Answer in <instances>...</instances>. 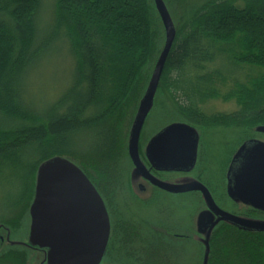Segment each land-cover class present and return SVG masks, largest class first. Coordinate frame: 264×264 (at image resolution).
<instances>
[{
    "label": "trees",
    "instance_id": "16d2710c",
    "mask_svg": "<svg viewBox=\"0 0 264 264\" xmlns=\"http://www.w3.org/2000/svg\"><path fill=\"white\" fill-rule=\"evenodd\" d=\"M40 11V0H0V177L21 180L20 196L6 203L13 213L0 219L6 225L30 205L44 161L63 157L83 166L114 153L112 114L158 35L152 0H55L43 29ZM55 45L64 48L69 79L38 102L29 77ZM245 68L255 76L240 80L236 69ZM157 90L188 124L264 126V0L186 3ZM212 100L232 101L236 110L209 115L204 106ZM213 240L221 250L209 249L207 264H264V233L220 225ZM23 257L22 251L3 252L0 264H23Z\"/></svg>",
    "mask_w": 264,
    "mask_h": 264
},
{
    "label": "rangeland",
    "instance_id": "374dc122",
    "mask_svg": "<svg viewBox=\"0 0 264 264\" xmlns=\"http://www.w3.org/2000/svg\"><path fill=\"white\" fill-rule=\"evenodd\" d=\"M54 1L40 0V15L42 17H39V20L42 29L45 24L49 23L46 18L52 14ZM162 1L175 29L182 16L184 5L198 2V0ZM156 19L158 20V35L154 42L156 45L152 49L153 52L150 54L146 65L141 69L140 76L133 88L112 114L118 133V147L109 158H106L107 160H101L100 158L92 161L86 160L83 161V166L72 159H68L83 171L95 189L108 196V200L112 199L111 193L114 194L120 186L126 184L130 166L125 157V152L130 128L140 100L149 83L156 60L164 45V31L157 12ZM60 46L51 47L29 77V91L38 99V102L54 97L55 93L58 94L69 79L67 62L63 59L64 48L62 46L61 49ZM236 70V74H238L236 77L240 78V80L255 76L253 70L247 68ZM229 85L231 86L230 83ZM220 91L225 93L227 89L221 88ZM234 110H236V106L232 101L212 100L204 106V111L209 115L230 113ZM172 123H186V121L181 120L171 108L163 93L157 90L153 98L152 108L144 121L141 131V138L142 140L144 139V144L157 130ZM257 126L260 125H255L251 128L245 125L210 126L206 129H201L203 131L201 136L198 132L199 137H202L201 143L206 147L207 155L204 156V163L209 162L211 164L210 174L212 176L220 173L221 168L243 141L248 138H258L264 142V134L253 130ZM192 127L199 131L194 125ZM87 142L89 143L88 140ZM3 181L5 183H2ZM20 181V177L9 176L7 173H3L2 178L0 177V219H5L10 213H13V210L10 212L6 211V203L8 202L7 199H15V196L16 198L20 196ZM120 195L118 193L116 197V194H114L113 201H118L120 206H124L120 210L125 212L123 215L133 216L134 219L139 217L135 227L130 226L129 238L139 237L129 243L128 246L124 242L112 243V246L117 247L116 252L107 254V262L100 264H202L205 231L197 226V219L206 214V212L200 199L195 194L185 195L182 201L165 200L166 204L162 199L158 200L156 205L152 204L155 201L154 199L149 202L151 204L149 208L145 207L148 206V202L144 203V205H128V202H130L129 196L124 194L122 195L123 197H120ZM143 200L145 202L147 199ZM29 206L19 218L15 214L16 217H14L18 218L16 223L12 225L0 223V253L4 252L12 255V253L22 251L25 255L23 264H47V250L29 245ZM195 229H198V231L196 232ZM176 234L182 235L183 239H177L175 237ZM142 238H144L143 241L140 240ZM124 241H127V237ZM208 246L210 250L216 253L221 250L217 240L210 241ZM126 249H132L137 254H128L125 252ZM232 259L235 260V258Z\"/></svg>",
    "mask_w": 264,
    "mask_h": 264
},
{
    "label": "water",
    "instance_id": "95a60500",
    "mask_svg": "<svg viewBox=\"0 0 264 264\" xmlns=\"http://www.w3.org/2000/svg\"><path fill=\"white\" fill-rule=\"evenodd\" d=\"M152 1L163 27L164 45L128 136V152L137 173L145 171L137 153L140 132L152 108L164 64L175 38V28L163 1ZM254 130L264 134L263 125L255 127ZM196 145L197 134L192 126L187 123H172L150 139L145 153L149 162L159 169L188 171L195 161ZM228 176L231 182L228 195L264 212V142H244L233 156ZM155 184L172 193L198 190L208 208L218 218L216 222L222 220L242 229L264 232L263 222L236 218L218 209L207 190L200 184ZM206 214L197 219V225L203 231L209 220L204 218ZM29 217V245L47 250V264H100L109 235L108 215L94 186L70 160L53 157L38 166ZM212 227L208 228L204 237L202 264H207L209 231Z\"/></svg>",
    "mask_w": 264,
    "mask_h": 264
},
{
    "label": "flooded vegetation",
    "instance_id": "af4514ba",
    "mask_svg": "<svg viewBox=\"0 0 264 264\" xmlns=\"http://www.w3.org/2000/svg\"><path fill=\"white\" fill-rule=\"evenodd\" d=\"M169 125V124H167ZM166 125V126H167ZM192 126L191 124H188ZM157 130L144 144L142 138H141V132L139 136L138 141V147H137V153H138V159L141 165L143 166L144 170L142 173H137L136 168L129 156L128 152V139H127V145H126V152L125 157L127 159V162L129 163L130 168L128 169L127 174V180L126 184L124 186H120L118 188V191H116L114 194H116V197L119 193L120 197H123L122 195H128L130 198V202H128V205H144V203L148 202V206H145L146 208L151 207L150 201H155L152 204H157V201L162 199L164 202L165 200L168 201V199L171 200H178L182 201L185 195L188 194H195L198 199H200V202L203 204V209L206 213L204 218H208V224L206 223V228H204L205 235L208 231V228L213 226L209 231V240L208 244L211 241L212 233L213 231L220 225H225L230 228H234L238 231L249 233V234H262L264 232H255L250 231L247 229L239 228L238 226L219 220L217 221V217L215 214L208 208V205L206 204L202 193L198 190H193L190 192H183V193H172L168 192L166 190L161 189L158 185H156V182L159 183H165L172 186H188V185H194V184H200L202 185L210 195L214 205L220 209L221 211L228 213L229 215L240 218L243 220L253 221V222H263L264 223V212L254 209L249 205L243 204L240 201L234 200L228 195V187L230 186V178L228 176V168L229 165L233 159V156L235 155L237 149L246 141L249 140H259L258 138H248L247 140L243 141L241 144H239L236 151L231 155L230 159L225 163V165L221 168L219 174H215L212 176L210 174V167L211 164L209 162L204 163V156L206 154V147L201 143V139L199 137L202 135L203 131L201 129H206L208 127L204 126H195L196 134H197V145H196V155H195V161L193 166L188 171H175V170H163L157 168L155 165L151 164L146 156V147L150 139L158 133L161 129ZM224 127V126H222ZM221 127V128H222ZM254 130V129H253ZM142 131V129H141ZM199 132V134H198ZM262 134V133H261ZM260 141V140H259ZM142 142V143H141ZM144 144V145H142ZM208 160V159H207ZM204 163V164H203ZM209 171V172H208ZM207 178V179H206ZM89 180V179H88ZM90 181V180H89ZM92 184V183H91ZM95 188V187H94ZM97 193L99 194L105 210L108 215L109 220V235H108V241L107 245L102 257V260L100 263L107 262L106 255L110 252H116L115 246H112V243L116 244L118 242H124L128 246L129 243L132 241L138 239L139 236H134L131 239L129 238L130 234V226L133 228L139 221V217L134 219L133 216H124V211H120L124 208V206H120L118 204V201H113L114 194L111 193L110 200H108V196L106 194L100 192L99 190L95 189ZM121 191V192H120ZM143 199H147L145 202ZM166 204V202H165ZM134 221V222H132ZM136 223V224H135ZM198 226V225H197ZM149 229V228H148ZM150 229H152L150 227ZM161 230V229H160ZM197 232L198 229H195ZM161 235V232H160ZM127 241H124L126 239ZM175 237L177 239H183L182 235L176 234ZM141 241L144 240V238L140 239ZM123 245V244H122ZM209 247V246H208ZM127 248V247H126ZM119 252V251H117ZM126 253L128 254H137L132 249H126Z\"/></svg>",
    "mask_w": 264,
    "mask_h": 264
}]
</instances>
